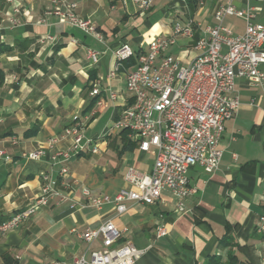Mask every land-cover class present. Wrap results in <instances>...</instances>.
Instances as JSON below:
<instances>
[{
    "label": "crops",
    "instance_id": "crops-1",
    "mask_svg": "<svg viewBox=\"0 0 264 264\" xmlns=\"http://www.w3.org/2000/svg\"><path fill=\"white\" fill-rule=\"evenodd\" d=\"M53 1L76 4L75 13L90 20L102 40L85 34L66 18L52 14ZM238 8L247 4L234 0ZM220 0H152L143 12L135 0H0V223L26 210L41 195L44 173L60 178V164L51 156L68 152L71 138L51 144L76 123L83 125L85 140L98 143L99 153L72 154L67 180L76 192L77 205L57 199L38 210L21 226L0 235V264H71L104 249V238L85 242L80 235L113 221L121 232L116 246L127 243L144 251L136 264H205L212 255L227 259L230 248L220 241L232 229L241 248H250L264 264V90L248 79L236 80L240 99L236 116L225 123L220 142L222 161L213 174L201 166L189 171L194 194L185 200L186 212L178 210V199L164 191L152 205L128 203L119 214L114 204L102 209L87 205L83 188L96 195L113 197L131 185L130 169L153 172L158 149L144 152L139 143L116 129L122 112L132 104L127 90L128 75L136 70L138 55L148 52L156 38L174 35L176 24L192 26L193 36H180L167 54L181 64L198 56L196 42L204 29L217 25ZM255 23L264 24V2L251 0ZM13 6L19 8L15 12ZM12 20L16 21L14 25ZM223 26L233 35H243L245 19L228 17ZM49 38H52L50 40ZM128 44L134 51L116 72V51ZM100 53L98 63L87 50ZM261 69L264 71V65ZM99 85L100 93L92 95ZM117 95L113 100L111 94ZM101 102V105H98ZM42 151L39 160L25 155ZM159 227L166 236L158 237ZM238 251V248H234ZM248 256V255H246ZM243 258L247 259L248 257Z\"/></svg>",
    "mask_w": 264,
    "mask_h": 264
},
{
    "label": "built area",
    "instance_id": "built-area-1",
    "mask_svg": "<svg viewBox=\"0 0 264 264\" xmlns=\"http://www.w3.org/2000/svg\"><path fill=\"white\" fill-rule=\"evenodd\" d=\"M199 5L204 0H197ZM245 2V8H238L234 0H220L215 13L217 25L204 29L203 36L196 42L198 56L188 64H181L172 55L169 48L180 36L192 37V26L176 24L174 35L168 39L156 38L150 42L148 52L138 55L135 71L128 75L127 90L132 104L121 114L116 129L127 130L130 138L139 143L144 152L152 147L158 149L157 160L152 174H141L130 169L126 175L129 189L120 190L115 196L96 195L87 188L81 194L87 205L102 209L114 204L119 214L128 211V203H157L164 191H170L178 199V210L186 212L185 200L194 194L190 185L189 171L201 166L206 173L213 174L219 169L223 151L220 142L225 123L234 118L240 109V99L235 94L236 80L248 79L255 87L264 90V24L255 23V7ZM264 2V0H256ZM14 4L15 0H7ZM55 8L48 9L46 16L55 14L66 18L68 22L85 34L102 40L97 27L90 21L80 18L76 13V4L53 1ZM143 12L152 6V0H135ZM19 12L17 6H13ZM228 17L245 19L247 26L243 35L235 36L223 22ZM15 25L16 21L12 20ZM0 26V37L3 35ZM52 40V38H49ZM88 58L98 63L100 53L88 49ZM128 44L122 45L115 53L118 65L111 77L116 75L122 65L134 56ZM100 93L97 85L93 96ZM113 100L117 95L112 93ZM102 103L99 102L98 105ZM71 138L72 147L67 152H56L51 156L54 164H60V178L54 179L44 173L41 195L30 206L0 223V235L21 226L38 210L57 199L58 203L69 202L77 205L76 192L67 180L70 170L67 166L72 154L90 152L99 153L98 143L84 137L83 125L76 123L66 128L59 138L50 142ZM44 153L37 151L25 155L31 160H39ZM4 152L0 151V158ZM1 200V194H0ZM260 231L264 232V217ZM164 227H159L157 236H166ZM92 244L100 237L104 238V249L92 253L91 258L77 257L71 264H136L144 251L127 243L116 246L121 232L113 221H108L98 229H90L80 235ZM13 264H21L20 257ZM54 264H67L56 262Z\"/></svg>",
    "mask_w": 264,
    "mask_h": 264
},
{
    "label": "trees",
    "instance_id": "trees-1",
    "mask_svg": "<svg viewBox=\"0 0 264 264\" xmlns=\"http://www.w3.org/2000/svg\"><path fill=\"white\" fill-rule=\"evenodd\" d=\"M0 77H1V73H0ZM128 134L129 131L127 130L122 131V136L125 139H128ZM231 232L232 229L229 228L227 235L220 241V246L223 249L226 248L231 249L230 252L228 253L227 259L224 260V258L221 255H212L205 264H258V257L251 254L252 250L249 247L246 249L241 248L240 246L238 247V244H236L235 238L232 236ZM236 247L238 248V251H234V248ZM244 256L248 258L244 259L243 258Z\"/></svg>",
    "mask_w": 264,
    "mask_h": 264
}]
</instances>
